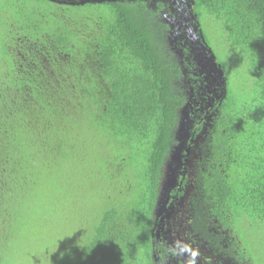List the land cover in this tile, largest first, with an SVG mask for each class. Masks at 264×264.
I'll use <instances>...</instances> for the list:
<instances>
[{
	"label": "trees",
	"instance_id": "obj_1",
	"mask_svg": "<svg viewBox=\"0 0 264 264\" xmlns=\"http://www.w3.org/2000/svg\"><path fill=\"white\" fill-rule=\"evenodd\" d=\"M78 2L0 0V264L31 211L61 205L69 177L84 179L69 181L81 198L107 187L101 208L84 206L89 226L78 218L33 264H252L248 250L264 262V0L184 4L217 67L212 91L197 58L190 70L167 49L181 16L159 15L170 3ZM187 108L186 173L166 194ZM177 236L191 254L171 247Z\"/></svg>",
	"mask_w": 264,
	"mask_h": 264
},
{
	"label": "rangeland",
	"instance_id": "obj_2",
	"mask_svg": "<svg viewBox=\"0 0 264 264\" xmlns=\"http://www.w3.org/2000/svg\"><path fill=\"white\" fill-rule=\"evenodd\" d=\"M50 8V7H49ZM164 16V15H162ZM183 16V17H182ZM184 18V19H183ZM190 17L188 14L182 13L179 20H171L167 21L170 25V30L168 32V46L167 49L171 50L172 53L175 54L178 61H180L183 65H188L189 69L191 70L193 61L198 60L199 62V69L198 75L201 74L208 80V89L214 90L216 85H218V78L212 77V70L214 68V65L211 61L207 62V60L203 59L204 55L202 54V49L200 48L199 41L196 40L194 34H193V27L191 24L187 23L186 20H189ZM184 21V22H183ZM190 21V20H189ZM183 32L187 34V39L192 43L191 52L194 50H198L197 57L194 55V58L191 56L189 58H186L182 56V53L180 51V47L177 44V40L184 38L183 35H181ZM214 32L211 31V34L207 32L205 37L207 38L206 42L210 43V49L212 53L217 56L218 60L221 62L222 54L220 53L219 49V43L218 41L213 37ZM202 38V34L200 35ZM200 50V51H199ZM186 59V60H185ZM185 69V67H184ZM227 71V70H226ZM229 71H227L228 73ZM191 73H189V70H184V79H181L179 82V85L184 90L188 89V76ZM193 74V73H192ZM229 75V74H228ZM220 83V82H219ZM184 112H182L183 120H182V126L179 129V132L177 134L176 140L179 142V145H177L172 153L171 157L168 162V169H167V178L164 183V193H166L168 190L172 189L177 185L179 182V178L181 174H185L183 170H181V161L184 152L186 151L184 148V145L186 144V129L185 125L187 124V121L190 119L189 117V109H184ZM188 151V150H187ZM190 151V150H189ZM184 172V173H183ZM78 177H69V179H66L65 184L67 185L65 187V197L61 201V205L59 207H56L53 205L52 209L45 210L42 215L35 213L31 211L29 213V219L33 221H28L26 224V227L21 234L20 238L15 242L12 255H11V264H33L36 261L40 262L43 258L46 250L53 249V246L55 244H58L59 248L61 249L64 244H61L62 238L65 236H69L71 234H74L75 226L77 224L78 218L80 219L82 217V221L84 224V228H86L89 225H85L86 222H89V219H91L90 212H87L83 210L84 206H90L88 208L89 210H92L94 207L101 208V200L103 199V196L105 195V190H107V187L102 186H95L93 185L88 192V195H84L81 198L77 192L73 193L74 190L72 184L69 181H73L75 184L80 181L81 184H84V179H77ZM92 183V182H91ZM84 190V189H83ZM82 193L85 194V191H82ZM92 194V195H90ZM167 194V193H166ZM94 206V207H91ZM160 213V212H158ZM166 213V212H165ZM173 216L177 220L179 216L172 212L165 216V219L168 217V219H172ZM38 219L34 220L36 217ZM162 216V215H160ZM241 241L245 243H249V240H242ZM247 241V242H246ZM188 245V249H193L195 245H190L191 242L185 241ZM183 243V242H182ZM182 250L184 255L186 250V245L183 243ZM191 251V250H190ZM249 252V260L252 264H263L262 259L256 258L251 250H248Z\"/></svg>",
	"mask_w": 264,
	"mask_h": 264
},
{
	"label": "flooded vegetation",
	"instance_id": "obj_3",
	"mask_svg": "<svg viewBox=\"0 0 264 264\" xmlns=\"http://www.w3.org/2000/svg\"><path fill=\"white\" fill-rule=\"evenodd\" d=\"M54 1H67V2H69L70 4H72L73 2H78V1H84V0H54ZM85 1H87V0H85ZM165 2H167V3H170L169 4V8L168 9H166V10H164L161 14H159V15H171L170 14V12H169V10L171 9V11H173V15H182V13H186V12H182L183 11V6H184V4L186 5L187 3H188V0H164ZM72 2V3H71ZM69 3H67V4H69ZM79 3V2H78ZM155 8V7H154ZM187 7H185L184 9H186ZM182 12V13H181ZM181 13V14H180ZM186 14H188V13H186ZM190 14V13H189ZM193 34H194V36H195V38H196V40L197 41H199V37L198 36H196V34H195V28L193 27ZM201 49H203L202 47H201ZM203 51V50H202ZM204 52V51H203ZM169 232V231H168ZM167 233V232H166ZM172 241H174L175 239H171ZM176 240H177V242H175V243H173L172 245H171V247L174 249V248H176V249H180V251H181V254H182V256H186V255H188V254H191L192 253V251H190V249H188L187 247H188V245H187V243L185 242L186 240H184V239H182L180 236H177L176 237ZM185 243V245H186V250H188V251H186L185 253V255H184V253H183V250H182V245H183V243ZM177 244H178V248H177Z\"/></svg>",
	"mask_w": 264,
	"mask_h": 264
},
{
	"label": "water",
	"instance_id": "obj_4",
	"mask_svg": "<svg viewBox=\"0 0 264 264\" xmlns=\"http://www.w3.org/2000/svg\"><path fill=\"white\" fill-rule=\"evenodd\" d=\"M202 46H203V45H202ZM209 58L212 60L214 57H213V56H211V57H209ZM213 65H214V67L217 69V67L215 66V64H213ZM213 69H214V68H213ZM216 69H215V70H216ZM215 70H214V71H215ZM222 83H224V81H223V80H222ZM188 151H189V150H188Z\"/></svg>",
	"mask_w": 264,
	"mask_h": 264
}]
</instances>
